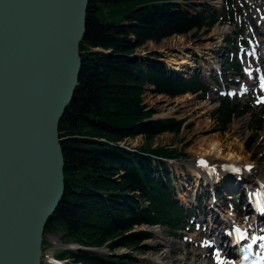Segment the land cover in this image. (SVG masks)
I'll use <instances>...</instances> for the list:
<instances>
[{"label":"trees","instance_id":"1","mask_svg":"<svg viewBox=\"0 0 264 264\" xmlns=\"http://www.w3.org/2000/svg\"><path fill=\"white\" fill-rule=\"evenodd\" d=\"M224 1L222 12L204 9L196 13L174 11L176 0L89 1L87 29L80 43V83L59 123L66 187L45 234L64 228V241L113 249L120 244L145 247L140 242L154 233L150 229L129 232L135 224H167L172 234L177 233L173 229L182 226L183 217L192 209H185L174 198L171 175L165 173L169 158L180 152L160 146L140 147L133 153L119 141L139 133L152 138L163 131L181 130L183 120L176 117L145 120L156 111L143 102L147 89L171 96L200 91L199 97H205L210 85L198 74L188 78L169 75L164 61L146 65L145 58L135 52L147 41L158 43L174 33L210 29L217 21L234 22L241 7L237 0ZM113 4L120 5L119 12L114 11L115 19L109 20L104 7ZM228 41L237 42L232 37ZM226 65L240 70L239 62L229 54ZM249 109L222 96L213 114L224 130L232 117ZM56 255L82 264L136 261L88 248H62ZM42 264L58 263L43 260Z\"/></svg>","mask_w":264,"mask_h":264},{"label":"water","instance_id":"2","mask_svg":"<svg viewBox=\"0 0 264 264\" xmlns=\"http://www.w3.org/2000/svg\"><path fill=\"white\" fill-rule=\"evenodd\" d=\"M89 1L0 0V264L46 259L45 227L66 187L59 123L80 83ZM156 52L135 54L155 66ZM179 65L168 74L198 69Z\"/></svg>","mask_w":264,"mask_h":264},{"label":"rangeland","instance_id":"3","mask_svg":"<svg viewBox=\"0 0 264 264\" xmlns=\"http://www.w3.org/2000/svg\"><path fill=\"white\" fill-rule=\"evenodd\" d=\"M179 1L181 9L187 12H189L188 10L196 12L197 10H194V8L202 9L203 7H210V5H205L207 3L204 2V0ZM260 1L261 0H255L254 3H258L257 5H260ZM192 3H196V7L192 6ZM222 4L223 3H219V5L210 7L209 10L222 12ZM239 4H241L243 12L239 16L240 28L236 32L234 31V28L231 32H229V30L222 37H220V34L216 31L217 22L210 29L203 28L199 31L194 29L187 33H174L184 34L182 42L179 39H174V34H172L156 43L157 45H152L150 41H147L145 44L136 49L141 53L153 49H159L160 52H156L155 54L149 53V55L152 57L155 56L162 58L167 67L171 64L175 65V63H171L169 60L171 56L175 55L178 57V61H181L180 58H182L183 55L186 56L187 53L192 56L190 59L196 61L200 67H207L208 62L214 61L215 64L222 66L223 72L219 73V75L221 81L226 84V88H231L233 85H235L238 89L243 88L244 85L247 88L246 90H239L240 93L236 95L229 92V88L218 92L217 90L214 91L211 89V95L208 96L207 99L210 102L211 107L207 108L203 105H199L198 107V103H201L202 101H200L198 95L195 94L191 97H182L181 94L171 96L164 92H153L150 89L143 92V102L148 105L147 108H152L154 111L156 110L151 116L146 117L145 120L157 119L166 116L176 117L177 119L183 120L181 130L179 132L170 130L163 131L154 135L152 138H147L143 133H139L137 135L127 136L126 138L120 140L119 143L121 145L128 146L133 150V153H135L140 147H150L152 149L160 146L176 148L180 153L176 159L168 162L169 168L165 173V175H171L175 194L174 198L178 199L179 197H182V200L187 198L192 199L194 198V194L197 192L198 188L199 190H202V194H199V200H201L199 204L200 209H194L189 216L183 217L184 220L188 218L187 220H190V222L182 221L181 224L185 225V228H179L178 230L174 228L173 230L177 232L176 234H172L169 227L166 225H162L160 228L156 229L152 236H148L140 242V245H145L144 248L141 246L120 244L115 246L113 249H109L107 245H104V250H110V252H113L112 254L114 255L135 257L136 261L134 264H201L202 259L200 258L202 257L197 255L200 251L207 247V242L211 238L207 234L210 232L207 218L202 219L200 222L198 219H201L202 216H209V206L211 201H213V197H215V187L213 188L212 186H209L206 188L205 186H208V183L205 181H202L205 186L201 183L199 184V178L195 176L193 171L191 173L190 163H193L195 160L194 149L197 148L202 138L219 135L223 140L222 148L225 152L230 151L227 146L229 143H231L233 150L240 149V142L242 143L245 152L250 155L249 163L254 165V167L258 165L264 166V103L257 102L261 97H264V91L257 88V77L264 74V54L262 53L264 51V43H261L259 40L262 36L264 37V34L256 25V17L251 10L248 0H239ZM118 6L120 5L113 4L104 7V11L108 14L107 18L109 20L115 19L116 14L119 12ZM178 10L180 9H176L174 11ZM114 11L116 14H113ZM231 26L233 27V24ZM229 34L237 38L245 37L247 40H245L246 43H238L236 46L244 45L252 49L253 44H256L255 51L258 55L244 53L242 59L240 58L242 61V75L236 73V70L234 69L225 68V65L222 63V60L226 58L223 56V53L225 51H229L226 50L225 47H222L224 46L223 43L229 44V42L224 41L223 37H226L227 40ZM247 65L254 66L251 75H248L245 71V66ZM231 77H234L235 80L231 81ZM224 95L231 97V101L234 103L240 102L242 105H249L251 109L242 115H235L232 117V120L228 124L227 128L222 130L221 124L219 123L218 118L213 114V111L219 104V97ZM242 118H246V128H244L242 133H240L241 136H238L239 133H233V125L236 121ZM259 118H262L261 123L258 122ZM183 151L187 154L185 155L181 153ZM220 159H223L225 163L227 162L224 158ZM154 163H156L155 158ZM225 167L230 166L225 165ZM154 173H157L155 168ZM118 176L121 177V174L118 173ZM166 178L167 177L165 176L164 179ZM236 179L237 177L232 180L225 181L228 185H230L229 187L233 188V190L224 191L226 192V196L228 198L224 197V193H219L218 196H216L219 207L222 211H230V207L233 204L236 205L237 210L240 213V217H238L239 221H241L242 224L250 225L252 221L255 220V207L248 208L245 195H241L240 191L237 190V187L240 188V183L235 186L236 189L234 188L233 181ZM217 190L220 189L217 187ZM232 195H235L234 200H231ZM199 213L202 214L200 216H196L197 220L194 219L193 221L192 216L198 215ZM147 227L149 226L144 223L135 224L129 232H137L138 230L145 229ZM157 230L159 232H156ZM66 233L67 230L64 228H58L46 233L45 257H47V252L49 250L56 254L57 251L62 248H78L76 246H67V242L72 243L73 241L63 240ZM55 238H58L56 240L57 242H55ZM60 242L65 244L61 245ZM221 249V244L218 246H210V248L208 247L209 251L205 257L207 259L205 264H215V256H217L216 253L218 250L221 251ZM188 252L190 253L187 254ZM62 259L66 261L65 264H82L81 262L73 261L71 257L66 256Z\"/></svg>","mask_w":264,"mask_h":264},{"label":"bare ground","instance_id":"4","mask_svg":"<svg viewBox=\"0 0 264 264\" xmlns=\"http://www.w3.org/2000/svg\"><path fill=\"white\" fill-rule=\"evenodd\" d=\"M254 1L255 0H248L251 10L253 11V14L256 17V23H257L256 25L262 30L264 34V0L260 1V5H257L258 3L255 4ZM204 2L209 3L211 6H215V5H219V3H221V0H204ZM177 8L181 9L180 4H178ZM194 10L198 11L200 10V8L198 9L194 8ZM216 28H217L216 29L217 33L220 34V37H222L226 32L231 30L233 27L231 26V24L218 23L216 25ZM173 37L174 39H179L182 42L184 39V34H175ZM259 40L261 43H264L263 36L259 38ZM150 42L152 43V45H157L156 42L154 41H150ZM253 45L256 46L255 43ZM262 53L264 54V51ZM191 57L192 56L190 54H187L186 56L183 55L182 58H180L181 61H178V57L173 55L170 57L169 60L171 63H175V64L180 63L179 65L180 68L179 67L178 68L181 70L182 73H186L185 71H183V68H188V65L192 67H194V65L198 66V64H196L194 60L190 59ZM208 63H207V67L206 66H203V67H204V70H207L208 72H210L209 65L212 62H208ZM215 66H217V69H221L222 67L219 64L218 65L216 64ZM253 68H254L253 65L245 66V71L247 72L248 75H251ZM190 71L191 69H189L188 72L191 73ZM188 74L186 75L189 76ZM246 88L247 87L244 85L243 88L238 89V91L234 94L236 95L240 93V91ZM232 89L234 88L232 87ZM181 95L182 97L194 96L193 93H191L190 91H187ZM207 99L208 98L201 99L200 101L202 102L198 103V107L199 105L200 106L203 105L205 108L211 107L210 102ZM244 128H246V118H242L235 122V124L233 125V133H239L238 136H241L240 133H242ZM222 146H223V140L221 139L219 135L202 138L197 148L194 149L195 160L193 163H190L191 173L193 171L195 176L199 178V184L201 183L202 185H204L202 181H205L206 183H208V186L204 185L206 188L209 186H212L215 188L222 187L225 198H228V197L226 196V192L224 191L233 190V188L229 187L230 185H228L225 181L232 180L235 177H237V179L233 181L234 188L236 185L240 183V188L237 187V190L240 191L241 195H245L246 200L248 198V194L250 193L251 197L249 198L248 208L253 207V205L263 204V209H264V166L258 165L254 167V165H251L249 163L250 155L247 152H245V149L243 148V145L240 142H239L240 149L238 150H233L231 143L227 144L228 148L230 149L229 152H225ZM220 158L226 159L227 162L225 163V161ZM201 161H203V163H201ZM227 163L230 167H225V165L228 166ZM248 166H251V168L249 169ZM223 184H227V185H223ZM239 191H236V192H239ZM200 192H202V190H199L197 188V192H195L194 198L192 199L187 198L185 200H182L181 199L182 197H180V199L186 205L189 203L196 204L197 195ZM210 204H211L210 207L214 206V209L216 208L219 209V203L217 200L212 201V203ZM230 209H231L230 211L220 210V212L218 213L214 210L207 217V222H209L211 226L210 229H213L211 232L207 234L208 236L212 237L211 239H214L216 243H219V244L225 243L226 238L225 237L222 238L221 237L222 234L227 237L229 236L228 240H232L231 235H233V232L231 230L233 229V222L237 224H241L240 223L241 221H239V218H238L240 217V213L233 206H231ZM202 219H203V216L201 219H198V221L200 222L202 221ZM255 219L258 222V220H261V219L263 220L264 216H262L260 212L255 211ZM260 222L263 223L264 221H260ZM160 227H161L160 225H156L153 227V229L156 230ZM255 228L256 230H258L257 223L256 225L251 226V229H255ZM156 232H159V231L157 230ZM72 245H78V243L75 242ZM210 246L211 244L208 243L206 247L207 249L205 248L206 251L204 249L198 253L197 256L202 257L200 258L202 259L201 264H205L207 262L206 261L207 259L205 257L208 254V251H209L208 247L210 248ZM98 248H99L98 250H97V247H93L91 249L96 250V251L104 250V247H98ZM105 253H109V252L107 251ZM189 253L190 252H188L187 254ZM48 254L49 256H51L53 253L52 251L49 250ZM222 255H223L222 253L219 254V256L221 257Z\"/></svg>","mask_w":264,"mask_h":264},{"label":"snow or ice","instance_id":"5","mask_svg":"<svg viewBox=\"0 0 264 264\" xmlns=\"http://www.w3.org/2000/svg\"><path fill=\"white\" fill-rule=\"evenodd\" d=\"M260 86L262 89H264V77H261ZM257 102L258 103H264V97H261ZM201 163H203V161H201ZM248 167H249V169L251 168V166H248ZM261 210L264 211V209H261ZM236 232L240 233V230L237 228ZM244 235L245 234L240 233L238 238L243 239ZM258 240L260 241L259 248L261 250L256 252V254H255L256 259H254L252 261V264H264V236H259V237L252 236L251 242L248 245H246L245 251L247 252V251L251 250L252 246L257 244ZM243 259L245 261H247L249 259L248 255L246 254Z\"/></svg>","mask_w":264,"mask_h":264}]
</instances>
